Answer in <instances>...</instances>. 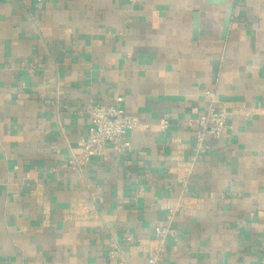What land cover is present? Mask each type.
Wrapping results in <instances>:
<instances>
[{
	"label": "crops",
	"instance_id": "1",
	"mask_svg": "<svg viewBox=\"0 0 264 264\" xmlns=\"http://www.w3.org/2000/svg\"><path fill=\"white\" fill-rule=\"evenodd\" d=\"M263 70L264 0H0V264H147L176 205L162 264H264ZM93 104L146 127L75 171Z\"/></svg>",
	"mask_w": 264,
	"mask_h": 264
},
{
	"label": "built area",
	"instance_id": "2",
	"mask_svg": "<svg viewBox=\"0 0 264 264\" xmlns=\"http://www.w3.org/2000/svg\"><path fill=\"white\" fill-rule=\"evenodd\" d=\"M36 1L44 3L48 0ZM262 79L264 81V70ZM205 94L209 98L206 109L189 120L195 128L198 148H203L209 139L221 138L229 125V113L224 106L219 104L215 91L207 89ZM89 114L90 127L87 135L81 140V151L72 155L65 164L75 171L87 165L93 158L102 157L108 146L121 154L128 152L132 147L128 134L146 127L138 117L128 113L124 107L117 104H93L89 107ZM167 126L168 119L166 118L163 127ZM76 208L72 212V215L76 217L85 218L90 212L85 202L79 203ZM180 209V205L170 206L165 223L155 227L154 243L148 251L147 264H162V256L167 251V241L174 238L177 232L174 219Z\"/></svg>",
	"mask_w": 264,
	"mask_h": 264
},
{
	"label": "water",
	"instance_id": "3",
	"mask_svg": "<svg viewBox=\"0 0 264 264\" xmlns=\"http://www.w3.org/2000/svg\"><path fill=\"white\" fill-rule=\"evenodd\" d=\"M230 20H231V10L229 9V12H228L227 17H226L225 30H224V32H223V37L226 36L227 29H228L229 24H230Z\"/></svg>",
	"mask_w": 264,
	"mask_h": 264
}]
</instances>
